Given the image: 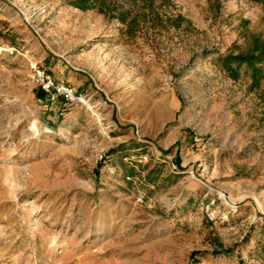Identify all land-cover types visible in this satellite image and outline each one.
Masks as SVG:
<instances>
[{
  "label": "rangeland",
  "instance_id": "1",
  "mask_svg": "<svg viewBox=\"0 0 264 264\" xmlns=\"http://www.w3.org/2000/svg\"><path fill=\"white\" fill-rule=\"evenodd\" d=\"M262 47L264 0H0V264H264Z\"/></svg>",
  "mask_w": 264,
  "mask_h": 264
},
{
  "label": "built area",
  "instance_id": "2",
  "mask_svg": "<svg viewBox=\"0 0 264 264\" xmlns=\"http://www.w3.org/2000/svg\"><path fill=\"white\" fill-rule=\"evenodd\" d=\"M30 81L42 93L50 95L52 99L56 95L62 97L66 102H74L76 100L75 94L71 88L66 86L63 82H55L39 69H33L30 75ZM79 101H81L80 98Z\"/></svg>",
  "mask_w": 264,
  "mask_h": 264
},
{
  "label": "trees",
  "instance_id": "3",
  "mask_svg": "<svg viewBox=\"0 0 264 264\" xmlns=\"http://www.w3.org/2000/svg\"><path fill=\"white\" fill-rule=\"evenodd\" d=\"M223 65L227 68V71L232 75L235 76L237 68L241 64H246L250 70H251V78L253 82H256L260 76L259 73L261 72V67L259 66L260 64H264V47L259 49L256 53H253L250 56H225L221 57ZM236 63V68L232 69L229 67L230 64H235ZM262 76V75H261Z\"/></svg>",
  "mask_w": 264,
  "mask_h": 264
},
{
  "label": "bare ground",
  "instance_id": "4",
  "mask_svg": "<svg viewBox=\"0 0 264 264\" xmlns=\"http://www.w3.org/2000/svg\"><path fill=\"white\" fill-rule=\"evenodd\" d=\"M85 105H86V102L84 103ZM87 106V105H86ZM88 107V106H87ZM89 108V107H88ZM95 117H97V116H95Z\"/></svg>",
  "mask_w": 264,
  "mask_h": 264
},
{
  "label": "crops",
  "instance_id": "5",
  "mask_svg": "<svg viewBox=\"0 0 264 264\" xmlns=\"http://www.w3.org/2000/svg\"><path fill=\"white\" fill-rule=\"evenodd\" d=\"M87 103V102H86Z\"/></svg>",
  "mask_w": 264,
  "mask_h": 264
}]
</instances>
